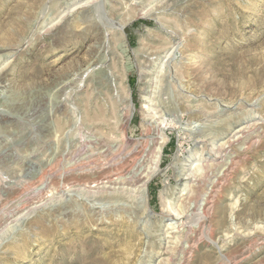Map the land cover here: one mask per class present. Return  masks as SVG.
<instances>
[{
  "label": "rangeland",
  "instance_id": "obj_1",
  "mask_svg": "<svg viewBox=\"0 0 264 264\" xmlns=\"http://www.w3.org/2000/svg\"><path fill=\"white\" fill-rule=\"evenodd\" d=\"M75 1L0 0V264H264V0Z\"/></svg>",
  "mask_w": 264,
  "mask_h": 264
},
{
  "label": "bare ground",
  "instance_id": "obj_2",
  "mask_svg": "<svg viewBox=\"0 0 264 264\" xmlns=\"http://www.w3.org/2000/svg\"><path fill=\"white\" fill-rule=\"evenodd\" d=\"M77 1V0H76ZM76 1L74 3H76ZM133 1V0H132ZM84 5L88 6V7H92L93 9H96L98 11V13L104 18L106 19L107 21H112V19L108 16V14L103 11V5H104V2L103 0H86V1H83ZM135 2V1H134ZM78 4V3H77ZM137 5V4H136ZM103 19V20H104ZM112 23L118 27L119 29L122 27L120 26L118 23L112 21ZM122 29V28H121ZM130 109L132 110L133 109V104H131L130 106ZM161 132V131H160ZM243 132V128H238L233 134H234V137H238L241 133ZM226 134V133H225ZM233 137V136H232ZM231 137V138H232ZM121 149V148H120ZM228 149V148H227ZM230 150V149H229ZM133 151V150H132ZM226 151V150H225ZM132 154V153H131ZM221 154V153H220ZM132 156V155H131ZM136 156V155H135ZM202 166V165H200ZM221 166V165H220ZM216 169V168H214ZM227 169V168H226ZM115 172V171H114ZM119 172V171H117ZM113 173V172H112ZM226 174V173H225ZM110 175V174H109ZM118 175V174H117ZM215 183V182H214ZM93 185V184H92ZM220 187V186H219ZM39 188V187H38ZM42 188V187H41ZM135 193V192H134ZM212 195V194H211ZM206 197V196H205ZM203 199V201L201 202L200 206H199V209L197 211V214L200 215V216H204V210L206 208V201H207V197ZM139 200L142 202L143 204V207L145 210H147L149 207H148V191H147V188H146V185L145 183L143 185H141L140 187V191H139V196H138ZM54 203V202H53ZM34 207V206H33ZM142 209V208H141ZM167 214V213H166ZM163 215V214H162ZM171 215L167 217H169L168 221H169V225H174L175 224V221L173 218H171ZM173 216V215H172ZM174 221V222H173ZM172 227V226H171ZM177 231V230H176Z\"/></svg>",
  "mask_w": 264,
  "mask_h": 264
}]
</instances>
